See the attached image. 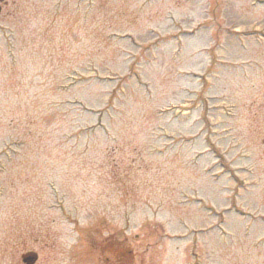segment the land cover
<instances>
[{"label": "rangeland", "instance_id": "374dc122", "mask_svg": "<svg viewBox=\"0 0 264 264\" xmlns=\"http://www.w3.org/2000/svg\"><path fill=\"white\" fill-rule=\"evenodd\" d=\"M5 1L0 264H23L30 252L36 264H112L111 242L129 247L133 264H264L259 0H93L90 15L91 0ZM178 30L193 36L170 61ZM109 33L133 34L143 49ZM209 47L221 63L209 64ZM102 108L115 140L100 131L68 140L96 122L84 109Z\"/></svg>", "mask_w": 264, "mask_h": 264}, {"label": "water", "instance_id": "95a60500", "mask_svg": "<svg viewBox=\"0 0 264 264\" xmlns=\"http://www.w3.org/2000/svg\"><path fill=\"white\" fill-rule=\"evenodd\" d=\"M36 260L37 256L35 254H27L22 257V262L24 264H35Z\"/></svg>", "mask_w": 264, "mask_h": 264}, {"label": "trees", "instance_id": "16d2710c", "mask_svg": "<svg viewBox=\"0 0 264 264\" xmlns=\"http://www.w3.org/2000/svg\"><path fill=\"white\" fill-rule=\"evenodd\" d=\"M115 244H116V243H115ZM111 248H112V247H111ZM112 249H113V251H114V249H116V245H113V248H112ZM120 253H121V255H123L124 251H123V250H121V251L116 250V251H114L112 254H113V256L119 258ZM120 264H132V262H131V257H129L125 263L122 262V263H120Z\"/></svg>", "mask_w": 264, "mask_h": 264}]
</instances>
